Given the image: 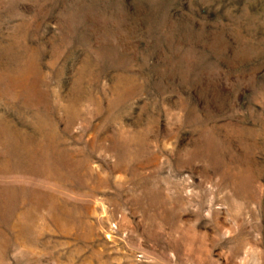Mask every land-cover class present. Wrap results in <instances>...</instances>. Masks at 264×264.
Wrapping results in <instances>:
<instances>
[{
	"label": "rangeland",
	"instance_id": "1",
	"mask_svg": "<svg viewBox=\"0 0 264 264\" xmlns=\"http://www.w3.org/2000/svg\"><path fill=\"white\" fill-rule=\"evenodd\" d=\"M0 264H264V0H0Z\"/></svg>",
	"mask_w": 264,
	"mask_h": 264
}]
</instances>
